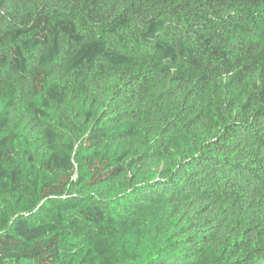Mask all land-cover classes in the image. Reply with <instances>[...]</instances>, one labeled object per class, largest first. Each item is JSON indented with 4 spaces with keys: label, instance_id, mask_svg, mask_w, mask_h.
I'll return each mask as SVG.
<instances>
[{
    "label": "trees",
    "instance_id": "trees-1",
    "mask_svg": "<svg viewBox=\"0 0 264 264\" xmlns=\"http://www.w3.org/2000/svg\"><path fill=\"white\" fill-rule=\"evenodd\" d=\"M0 264H264V0H0Z\"/></svg>",
    "mask_w": 264,
    "mask_h": 264
}]
</instances>
